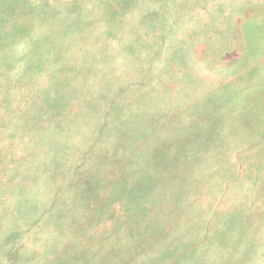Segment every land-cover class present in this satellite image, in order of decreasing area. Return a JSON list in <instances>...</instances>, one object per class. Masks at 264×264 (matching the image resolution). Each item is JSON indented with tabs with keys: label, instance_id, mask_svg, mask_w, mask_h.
Instances as JSON below:
<instances>
[{
	"label": "rangeland",
	"instance_id": "374dc122",
	"mask_svg": "<svg viewBox=\"0 0 264 264\" xmlns=\"http://www.w3.org/2000/svg\"><path fill=\"white\" fill-rule=\"evenodd\" d=\"M0 85V264H264V0H0Z\"/></svg>",
	"mask_w": 264,
	"mask_h": 264
},
{
	"label": "trees",
	"instance_id": "16d2710c",
	"mask_svg": "<svg viewBox=\"0 0 264 264\" xmlns=\"http://www.w3.org/2000/svg\"><path fill=\"white\" fill-rule=\"evenodd\" d=\"M1 86V85H0ZM8 88H10V90L13 88V86H8ZM1 87H0V92H1ZM1 94V93H0ZM19 118V117H18ZM40 119H42V115H39V114H35L34 116H32V118H30V122H39ZM11 120L14 122L15 120H17V117H14V118H11ZM36 124V123H35ZM23 125V124H22ZM24 126H27V125H24ZM25 128H28V127H25ZM21 128L19 125H17V129L15 130V134L17 131H19ZM1 151V149H0Z\"/></svg>",
	"mask_w": 264,
	"mask_h": 264
},
{
	"label": "crops",
	"instance_id": "0c3cea01",
	"mask_svg": "<svg viewBox=\"0 0 264 264\" xmlns=\"http://www.w3.org/2000/svg\"><path fill=\"white\" fill-rule=\"evenodd\" d=\"M225 78H226V77H224V78H223V77H221V79H225ZM222 85H223V82H222Z\"/></svg>",
	"mask_w": 264,
	"mask_h": 264
}]
</instances>
